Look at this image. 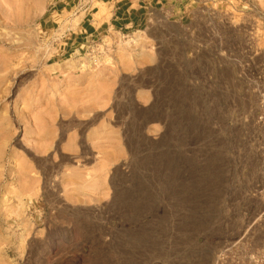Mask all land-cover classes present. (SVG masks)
<instances>
[{
  "label": "rangeland",
  "instance_id": "1",
  "mask_svg": "<svg viewBox=\"0 0 264 264\" xmlns=\"http://www.w3.org/2000/svg\"><path fill=\"white\" fill-rule=\"evenodd\" d=\"M103 1L0 0V264H264V0Z\"/></svg>",
  "mask_w": 264,
  "mask_h": 264
},
{
  "label": "crops",
  "instance_id": "2",
  "mask_svg": "<svg viewBox=\"0 0 264 264\" xmlns=\"http://www.w3.org/2000/svg\"><path fill=\"white\" fill-rule=\"evenodd\" d=\"M191 0H108V3L113 5L111 24L119 29H139L148 22L149 10H156L161 16H168L181 26L192 22L194 8L191 7ZM109 23H104L107 25ZM84 33L94 31L96 27L89 24L86 28L82 27Z\"/></svg>",
  "mask_w": 264,
  "mask_h": 264
},
{
  "label": "built area",
  "instance_id": "3",
  "mask_svg": "<svg viewBox=\"0 0 264 264\" xmlns=\"http://www.w3.org/2000/svg\"><path fill=\"white\" fill-rule=\"evenodd\" d=\"M259 123L264 128V103L262 105L261 112L259 114Z\"/></svg>",
  "mask_w": 264,
  "mask_h": 264
}]
</instances>
